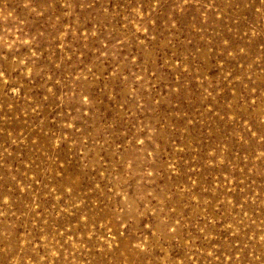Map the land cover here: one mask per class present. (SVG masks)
I'll return each mask as SVG.
<instances>
[{
	"label": "rangeland",
	"instance_id": "1",
	"mask_svg": "<svg viewBox=\"0 0 264 264\" xmlns=\"http://www.w3.org/2000/svg\"><path fill=\"white\" fill-rule=\"evenodd\" d=\"M0 264H264V0H0Z\"/></svg>",
	"mask_w": 264,
	"mask_h": 264
}]
</instances>
